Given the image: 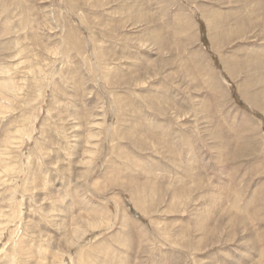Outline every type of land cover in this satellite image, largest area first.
<instances>
[{
	"label": "rangeland",
	"instance_id": "obj_1",
	"mask_svg": "<svg viewBox=\"0 0 264 264\" xmlns=\"http://www.w3.org/2000/svg\"><path fill=\"white\" fill-rule=\"evenodd\" d=\"M263 2L0 0V264H264Z\"/></svg>",
	"mask_w": 264,
	"mask_h": 264
},
{
	"label": "bare ground",
	"instance_id": "obj_2",
	"mask_svg": "<svg viewBox=\"0 0 264 264\" xmlns=\"http://www.w3.org/2000/svg\"><path fill=\"white\" fill-rule=\"evenodd\" d=\"M264 3V2H263ZM258 8V7H257ZM264 9V8H263ZM262 10V9H261ZM261 13V12H260ZM262 16H264V14H262ZM264 18V17H263ZM262 20H264V19H262ZM239 22L240 21H238V24H239ZM262 22V21H261ZM263 23H264V21H263ZM240 25V24H239ZM244 26V25H243ZM242 26V27H243ZM241 27V28H242ZM238 28V27H237ZM244 28V27H243ZM239 29V28H238ZM12 94V95H14V96H12V97H15L16 95H17V89H16V87H15V85H14V83H12V81H9L8 79H0V113H2L4 110H2L1 111V108H3V107H5V105H4V103H6V105L8 106V104H9V101H7L5 98V96L7 95V94ZM8 96V95H7ZM254 100V99H253ZM4 102V103H3ZM256 105V104H255ZM259 105H261V104H259ZM262 105H264V104H262ZM257 106V105H256ZM6 108V107H5ZM4 108V109H5ZM7 109V108H6ZM262 110H263V108H262ZM72 122V121H71ZM75 126V125H74ZM20 130H16V135H15V133H14V135L13 134H11V135H9L8 137H7V139H5V145L7 146V144H11L12 142H13V140H15L16 138H17V136H18V138L19 139H21L20 137H22V135H18V132H19ZM24 131H26L25 130V128H24ZM22 133V132H21ZM25 134V133H24ZM28 134V133H27ZM23 136H25V135H23ZM19 139H17V140H19ZM19 142V141H18ZM15 143H16V141H15ZM14 143V144H15ZM17 144V143H16ZM5 146V147H6ZM4 150L2 149V150H0V164L2 163V164H4V166L5 167H8L9 165H8V163H7V161H6V159H4L3 158V156H4ZM6 162H5V161ZM1 164V165H2ZM5 169V168H4ZM12 170V169H11ZM239 217V216H238ZM239 219V218H238ZM243 222V221H242ZM228 223V222H227ZM82 225V224H81ZM248 231V230H247ZM75 233V232H74ZM81 235V234H80ZM75 238V237H74Z\"/></svg>",
	"mask_w": 264,
	"mask_h": 264
}]
</instances>
